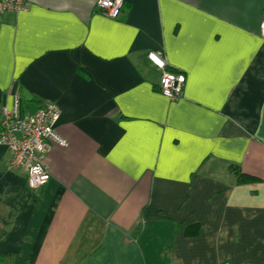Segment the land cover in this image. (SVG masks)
Listing matches in <instances>:
<instances>
[{"label": "crops", "instance_id": "0c3cea01", "mask_svg": "<svg viewBox=\"0 0 264 264\" xmlns=\"http://www.w3.org/2000/svg\"><path fill=\"white\" fill-rule=\"evenodd\" d=\"M28 1L0 17V108L55 104L65 145L36 190L0 146V264H264V0Z\"/></svg>", "mask_w": 264, "mask_h": 264}, {"label": "built area", "instance_id": "2783aa9c", "mask_svg": "<svg viewBox=\"0 0 264 264\" xmlns=\"http://www.w3.org/2000/svg\"><path fill=\"white\" fill-rule=\"evenodd\" d=\"M122 4V0H95L98 13L110 19L118 17ZM29 6L28 0H0V17L26 11ZM259 36L264 40V11ZM147 59L160 71L159 93L171 101L182 97L184 75L170 70L165 60L155 52H148ZM36 107L33 114L25 113L21 100L14 96L10 108H0V146L9 153L8 167L24 170L25 183L30 190L43 187L49 180L46 158L51 147L65 145L56 128L60 117L57 106L51 102H41Z\"/></svg>", "mask_w": 264, "mask_h": 264}, {"label": "water", "instance_id": "95a60500", "mask_svg": "<svg viewBox=\"0 0 264 264\" xmlns=\"http://www.w3.org/2000/svg\"><path fill=\"white\" fill-rule=\"evenodd\" d=\"M25 107L28 109L30 114H33L37 108L36 105L34 103H31V102L25 103Z\"/></svg>", "mask_w": 264, "mask_h": 264}, {"label": "trees", "instance_id": "16d2710c", "mask_svg": "<svg viewBox=\"0 0 264 264\" xmlns=\"http://www.w3.org/2000/svg\"><path fill=\"white\" fill-rule=\"evenodd\" d=\"M240 177H241L242 180H246V181L255 180V179H252V178H250V177H248L246 175H241Z\"/></svg>", "mask_w": 264, "mask_h": 264}]
</instances>
